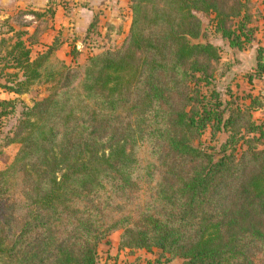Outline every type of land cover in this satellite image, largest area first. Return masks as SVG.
Instances as JSON below:
<instances>
[{
    "label": "trees",
    "instance_id": "16d2710c",
    "mask_svg": "<svg viewBox=\"0 0 264 264\" xmlns=\"http://www.w3.org/2000/svg\"><path fill=\"white\" fill-rule=\"evenodd\" d=\"M241 8L129 0L119 46H87L76 65L75 47L66 62L54 43L33 51L24 29L8 27L1 91L18 96L41 79L49 87L22 104L5 140L17 148L0 169V264H96L98 244L117 229L119 248H155L165 262L264 264V131L251 115L264 96L223 97L219 49L197 40L195 12L212 13V31L243 49L252 30ZM261 74L258 53L252 76ZM15 101L0 98V117ZM216 134L223 140L210 144Z\"/></svg>",
    "mask_w": 264,
    "mask_h": 264
},
{
    "label": "rangeland",
    "instance_id": "374dc122",
    "mask_svg": "<svg viewBox=\"0 0 264 264\" xmlns=\"http://www.w3.org/2000/svg\"><path fill=\"white\" fill-rule=\"evenodd\" d=\"M242 11H245L247 18L244 21L245 29L252 30V40L248 45H245L243 49L237 50L236 48H229L226 44V40L222 39L218 33L212 31L210 19L212 13L205 14L199 11L195 12L196 17L201 23L200 34L198 41H208L216 45L219 49L220 59L218 65H216V88L222 93L225 98H230L225 94V90H228L232 97H236L237 103L246 104L248 101L247 95H256L260 93L264 96V74L252 76L255 72L256 57L259 53L264 58V45L260 46L264 39V0H242ZM0 17V49L3 47L4 40L9 41L10 34L5 33L10 25H13L11 21ZM13 20V19H12ZM237 18H232V25H235ZM97 33V34H96ZM125 34V33H124ZM204 34V35H203ZM203 35V36H202ZM86 42V41H85ZM202 42V43H203ZM87 45H78L86 51L87 46L92 48L90 52H97L101 49H115L121 43V35L114 33L113 38L106 39L103 36V30H95L91 37L88 39ZM77 48V47H76ZM34 49V48H33ZM70 48L66 53H69ZM82 56H78L76 60L81 61ZM71 60V59H70ZM264 62V60H262ZM77 62V63H78ZM82 62V61H81ZM70 65V64H69ZM72 65H76L75 63ZM71 66V65H70ZM80 72V70L78 69ZM224 71L223 75L218 76V73ZM250 74V80L248 75ZM5 79L0 76V83H3ZM49 83L43 82L42 79L32 84L25 93L18 96L11 95L2 92L0 89V98L6 97L8 99L13 98L15 103L7 106L8 112L6 115L0 117V169L3 168L11 159L17 148V144H5L7 137L11 135L12 129L18 118L19 112L23 105L26 103L32 104L33 101L46 95L48 92ZM23 97V100H22ZM26 101V102H25ZM23 104V105H22ZM121 115H124L121 113ZM252 119L256 123L262 122V129L264 131V108L251 111ZM218 134L214 137V141L210 144L218 145V141L223 140V135ZM200 139L205 141L208 139V132H204ZM139 160L142 162L146 154V145L138 143L134 149ZM143 195V191H137L133 198L136 203L140 202V198ZM130 211L129 206L124 213ZM136 214H133L135 216ZM120 229L112 231L105 239H103L97 246L96 264H179V258H173L170 261L165 262L162 257H158L159 251L152 248L150 251L145 250H129L127 248L118 247V235Z\"/></svg>",
    "mask_w": 264,
    "mask_h": 264
},
{
    "label": "crops",
    "instance_id": "0c3cea01",
    "mask_svg": "<svg viewBox=\"0 0 264 264\" xmlns=\"http://www.w3.org/2000/svg\"><path fill=\"white\" fill-rule=\"evenodd\" d=\"M128 3L129 0H0V17H9L12 26H19L32 37L33 51L54 43V57L67 62V49L75 47L84 53L78 45H87L95 30H103L107 40L114 33L122 40L129 22ZM263 45L264 39L260 46Z\"/></svg>",
    "mask_w": 264,
    "mask_h": 264
},
{
    "label": "water",
    "instance_id": "95a60500",
    "mask_svg": "<svg viewBox=\"0 0 264 264\" xmlns=\"http://www.w3.org/2000/svg\"><path fill=\"white\" fill-rule=\"evenodd\" d=\"M201 42H203V41H201ZM22 100H23V97H22ZM26 105H27V107H31L32 106V104H28V103H26Z\"/></svg>",
    "mask_w": 264,
    "mask_h": 264
}]
</instances>
